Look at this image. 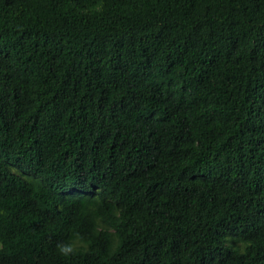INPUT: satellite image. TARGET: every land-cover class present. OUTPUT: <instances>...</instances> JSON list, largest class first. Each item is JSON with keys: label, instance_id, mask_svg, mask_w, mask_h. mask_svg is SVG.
<instances>
[{"label": "trees", "instance_id": "obj_1", "mask_svg": "<svg viewBox=\"0 0 264 264\" xmlns=\"http://www.w3.org/2000/svg\"><path fill=\"white\" fill-rule=\"evenodd\" d=\"M0 264H264V0H0Z\"/></svg>", "mask_w": 264, "mask_h": 264}, {"label": "clouds", "instance_id": "obj_2", "mask_svg": "<svg viewBox=\"0 0 264 264\" xmlns=\"http://www.w3.org/2000/svg\"><path fill=\"white\" fill-rule=\"evenodd\" d=\"M61 251L67 253L68 251H70V249H68V248H66V247H62V248H61Z\"/></svg>", "mask_w": 264, "mask_h": 264}]
</instances>
